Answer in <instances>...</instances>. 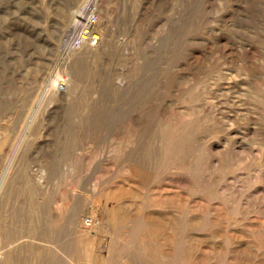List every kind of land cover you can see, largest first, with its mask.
<instances>
[{
  "label": "rangeland",
  "instance_id": "obj_1",
  "mask_svg": "<svg viewBox=\"0 0 264 264\" xmlns=\"http://www.w3.org/2000/svg\"><path fill=\"white\" fill-rule=\"evenodd\" d=\"M89 1L0 0V264H264V0Z\"/></svg>",
  "mask_w": 264,
  "mask_h": 264
},
{
  "label": "built area",
  "instance_id": "obj_2",
  "mask_svg": "<svg viewBox=\"0 0 264 264\" xmlns=\"http://www.w3.org/2000/svg\"><path fill=\"white\" fill-rule=\"evenodd\" d=\"M98 23V7L96 2L91 0L84 4L74 21L69 25L63 43L64 52L69 53L85 45L97 46L102 39ZM67 80V76L61 75L56 81V88L59 91L65 90Z\"/></svg>",
  "mask_w": 264,
  "mask_h": 264
},
{
  "label": "bare ground",
  "instance_id": "obj_3",
  "mask_svg": "<svg viewBox=\"0 0 264 264\" xmlns=\"http://www.w3.org/2000/svg\"><path fill=\"white\" fill-rule=\"evenodd\" d=\"M80 7H81V6H80ZM81 8H82V7H81ZM81 8H77V10L75 9V10L73 11V14L76 12V14H75V16H76V15L78 14V12L81 10ZM85 46H90V45H85ZM82 47H84V46H82ZM82 47H80V48H82ZM80 48H79V49H80ZM91 48H93V47H89V48H87V51H85V52H86V53H88V52H89V53L92 52V51H91ZM83 49H84V48H83ZM88 49H90V50H88ZM82 51H83V50H82ZM70 52H71V51H70ZM70 52H69V53H70ZM78 52H79V51H77V52H73V53H72L73 55L70 56V59L72 60V57L74 56V54H76V53H78ZM69 53H67L66 55H68ZM65 57H66V56H65ZM44 93H45V91H44ZM47 95H48V94H47ZM52 97H53V96H52ZM4 169H5V167H4ZM5 180H6V179H5ZM3 181H4V180H3ZM3 181H2V183H3ZM3 184H4V183H3ZM3 186H4V185H3ZM1 188L4 189V187H2V186H1ZM0 195H1V194H0ZM0 200H1V199H0ZM2 215H3V214H2ZM3 216H5V215H3ZM1 217H2V216H1ZM5 219H6V217H5ZM7 222H8V220H7ZM8 223H9V222H8ZM8 223H7V224H8ZM10 224H11V223H10ZM12 224H13V223H12ZM3 228H4V227H3ZM1 229H2V228H1ZM8 229H9V228H8ZM10 230H11V229H10ZM1 232H3V230H1ZM4 232H5V231H4ZM0 235H2V234H0ZM164 248H166V247H164Z\"/></svg>",
  "mask_w": 264,
  "mask_h": 264
}]
</instances>
